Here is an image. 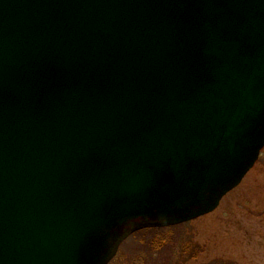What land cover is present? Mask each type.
Instances as JSON below:
<instances>
[{"label":"water","instance_id":"1","mask_svg":"<svg viewBox=\"0 0 264 264\" xmlns=\"http://www.w3.org/2000/svg\"><path fill=\"white\" fill-rule=\"evenodd\" d=\"M263 149L264 0H0V264H109Z\"/></svg>","mask_w":264,"mask_h":264},{"label":"rangeland","instance_id":"2","mask_svg":"<svg viewBox=\"0 0 264 264\" xmlns=\"http://www.w3.org/2000/svg\"><path fill=\"white\" fill-rule=\"evenodd\" d=\"M145 233L128 238L109 264H264V149L212 213L169 229L164 237Z\"/></svg>","mask_w":264,"mask_h":264},{"label":"trees","instance_id":"3","mask_svg":"<svg viewBox=\"0 0 264 264\" xmlns=\"http://www.w3.org/2000/svg\"><path fill=\"white\" fill-rule=\"evenodd\" d=\"M177 227L178 226H173V227H169V228H161V229H148V230H144L142 232H138L137 234L136 233L133 234L131 236V238L135 237L136 235L137 236H142V235L147 234L145 232H149L148 234L155 235V237H164V232H166L169 229H173V228H177ZM209 264H235V263L231 262V261L216 260V261H213L212 263H209Z\"/></svg>","mask_w":264,"mask_h":264}]
</instances>
